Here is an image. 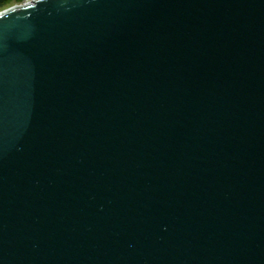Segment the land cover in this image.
Wrapping results in <instances>:
<instances>
[{
  "label": "water",
  "instance_id": "1",
  "mask_svg": "<svg viewBox=\"0 0 264 264\" xmlns=\"http://www.w3.org/2000/svg\"><path fill=\"white\" fill-rule=\"evenodd\" d=\"M0 264H264V0L1 12Z\"/></svg>",
  "mask_w": 264,
  "mask_h": 264
},
{
  "label": "rangeland",
  "instance_id": "2",
  "mask_svg": "<svg viewBox=\"0 0 264 264\" xmlns=\"http://www.w3.org/2000/svg\"><path fill=\"white\" fill-rule=\"evenodd\" d=\"M34 0H22L21 2H15V3H11L9 4L7 7H3V8H0V13L7 10V9H10V8H13V7H17V6H24L28 3H31L33 2Z\"/></svg>",
  "mask_w": 264,
  "mask_h": 264
},
{
  "label": "trees",
  "instance_id": "3",
  "mask_svg": "<svg viewBox=\"0 0 264 264\" xmlns=\"http://www.w3.org/2000/svg\"><path fill=\"white\" fill-rule=\"evenodd\" d=\"M22 0H0V8L7 7L11 3L21 2Z\"/></svg>",
  "mask_w": 264,
  "mask_h": 264
}]
</instances>
